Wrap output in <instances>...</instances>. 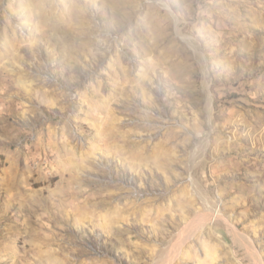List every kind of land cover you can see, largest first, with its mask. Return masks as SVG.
<instances>
[{"label": "rangeland", "instance_id": "rangeland-1", "mask_svg": "<svg viewBox=\"0 0 264 264\" xmlns=\"http://www.w3.org/2000/svg\"><path fill=\"white\" fill-rule=\"evenodd\" d=\"M0 264H264V0H0Z\"/></svg>", "mask_w": 264, "mask_h": 264}]
</instances>
